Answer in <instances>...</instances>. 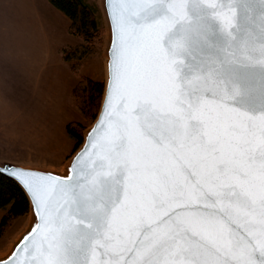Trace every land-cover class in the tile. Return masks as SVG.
<instances>
[{"label": "snow or ice", "instance_id": "obj_1", "mask_svg": "<svg viewBox=\"0 0 264 264\" xmlns=\"http://www.w3.org/2000/svg\"><path fill=\"white\" fill-rule=\"evenodd\" d=\"M251 2L116 0L76 179L12 173L41 210L30 264H264V7H230ZM196 207L214 212L180 215Z\"/></svg>", "mask_w": 264, "mask_h": 264}, {"label": "rangeland", "instance_id": "obj_2", "mask_svg": "<svg viewBox=\"0 0 264 264\" xmlns=\"http://www.w3.org/2000/svg\"><path fill=\"white\" fill-rule=\"evenodd\" d=\"M85 1L101 28L66 62L61 49L83 42L67 31L61 12L46 0H0V162L59 171L77 149L66 125L80 124L83 134L92 124L84 80L104 83L107 26L101 0ZM47 115L55 120L50 129L43 124ZM30 222V214L11 220L0 237V257Z\"/></svg>", "mask_w": 264, "mask_h": 264}, {"label": "water", "instance_id": "obj_3", "mask_svg": "<svg viewBox=\"0 0 264 264\" xmlns=\"http://www.w3.org/2000/svg\"><path fill=\"white\" fill-rule=\"evenodd\" d=\"M101 5L107 26V43L104 61L105 80L103 83V92L98 112L92 124L83 132L81 144L77 147V149L73 152L71 157L59 171L48 170L39 167L22 166L9 162H0V174L13 180L26 196L29 203L28 214H30L31 218V222L26 230L15 240L13 244L10 245L7 252L2 257H0V261H3L4 264H30L28 251L29 241L33 236L37 235L38 229L43 224V221L41 220V210L36 207V201L34 197L29 191L26 190L22 183H20L12 175V173L16 171L31 173L38 183L46 182L49 178H55L66 183H71L76 179V171L80 166V164L76 162L79 161L80 157L85 153V150L88 147L92 137L96 136L102 130L100 126L106 117L107 99L112 89L113 61L114 53L117 48L118 37L114 20L117 7L116 0H101ZM230 7L233 9V15L237 18L241 16L242 10H247L249 16H255L258 19L260 9L264 6L259 3V0H252L251 3L233 4L230 5ZM218 23L221 24V27L224 26L222 22L218 21ZM84 162L85 161H80V163ZM193 212L210 215L213 214L214 210L211 208L204 209L203 207L187 208L181 209L180 215L186 217Z\"/></svg>", "mask_w": 264, "mask_h": 264}, {"label": "trees", "instance_id": "obj_4", "mask_svg": "<svg viewBox=\"0 0 264 264\" xmlns=\"http://www.w3.org/2000/svg\"><path fill=\"white\" fill-rule=\"evenodd\" d=\"M56 10L61 12L68 20L67 31L82 39V44L73 49L62 48L61 58L70 62L79 53V49H84V44H90L99 34L100 22L95 15L94 9L85 0H46ZM85 51V50H83ZM85 53V52H84ZM73 68V66H70ZM73 70V69H72ZM83 93L87 99L89 107L94 109L91 117L94 119L98 108L102 92L103 83L86 79ZM84 127L80 124L66 125V132L70 138L74 139L76 149L82 142V131ZM0 210L3 212L0 217V237L11 220L28 214L29 203L18 185L11 179L0 174Z\"/></svg>", "mask_w": 264, "mask_h": 264}, {"label": "crops", "instance_id": "obj_5", "mask_svg": "<svg viewBox=\"0 0 264 264\" xmlns=\"http://www.w3.org/2000/svg\"><path fill=\"white\" fill-rule=\"evenodd\" d=\"M33 48V47H32ZM53 90H54V88H53ZM48 98L49 97H47V99H46V101L48 100ZM48 102H49V100H48ZM41 109L39 108V109H37V110H35V113H33L34 115L35 114H38V113H41V112H39ZM45 112H47V113H51V112H49L48 110L46 111V109L44 110ZM22 113H23V111H21ZM43 112V111H42ZM36 116V115H35ZM38 119V118H37ZM25 120H26V118H25ZM27 120H30V119H27ZM26 120V121H27ZM39 120V119H38ZM54 123H55V120H54V118L52 119L51 117H50V115H47L45 118H43V124L44 125H47L45 128L46 129H50V125H54ZM14 161H20V159H16V160H14Z\"/></svg>", "mask_w": 264, "mask_h": 264}]
</instances>
